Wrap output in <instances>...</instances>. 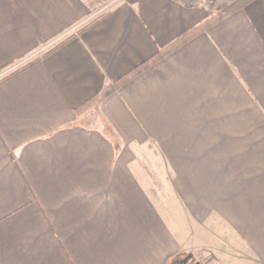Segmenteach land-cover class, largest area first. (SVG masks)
Here are the masks:
<instances>
[{
    "label": "crops",
    "instance_id": "0c3cea01",
    "mask_svg": "<svg viewBox=\"0 0 264 264\" xmlns=\"http://www.w3.org/2000/svg\"><path fill=\"white\" fill-rule=\"evenodd\" d=\"M192 1L0 0V70L42 54L0 85V264L226 263L239 247L264 264V0L78 114L215 15Z\"/></svg>",
    "mask_w": 264,
    "mask_h": 264
},
{
    "label": "trees",
    "instance_id": "16d2710c",
    "mask_svg": "<svg viewBox=\"0 0 264 264\" xmlns=\"http://www.w3.org/2000/svg\"><path fill=\"white\" fill-rule=\"evenodd\" d=\"M255 0H240L237 3H234L232 5L224 6L219 5L213 0H205V3L207 4L209 10H211L213 13H215L214 16L209 18L207 21L196 27L195 29L191 30L187 34L183 35L179 39H177L175 42H173L171 45L166 47L165 49L161 50L159 53H157L154 57L149 59L148 61L144 62L141 66L137 67L135 70H133L131 73L126 75L125 77L118 80L116 83L108 85L101 96H97L85 105H83L79 110L78 114H82L83 112L87 111L90 107H92L95 104H99L114 93L118 92L122 87L127 85L131 80L134 78L140 76L144 72H146L148 69H150L152 66L160 62L161 60L165 59L167 56L172 54L173 52L177 51L182 46L186 45L193 39H195L197 36L206 33L208 30H210L214 25L218 24L219 22L223 21L225 18L235 14L236 12L242 10ZM193 3L202 4L203 1H192ZM66 42V41H65ZM64 43V42H63ZM40 59H35L32 62L28 63L24 67L19 68L12 74L4 77L2 80H0V85L4 82L12 79L13 77L19 75L20 73L24 72L31 66H33L35 63H37ZM0 70L2 72L5 70Z\"/></svg>",
    "mask_w": 264,
    "mask_h": 264
},
{
    "label": "rangeland",
    "instance_id": "374dc122",
    "mask_svg": "<svg viewBox=\"0 0 264 264\" xmlns=\"http://www.w3.org/2000/svg\"><path fill=\"white\" fill-rule=\"evenodd\" d=\"M52 47L51 45L47 46ZM42 55V54H41ZM41 55H37L32 57V59H23L16 63L13 66L7 67L5 70L0 72V80H2L4 77L12 74L16 70H18L21 67H24L28 63L32 62L33 60L39 58ZM97 104L93 105L90 107L87 111L91 110L92 108H95ZM85 111V112H87ZM90 123H95L93 119L90 121ZM153 147V146H152ZM146 152L143 151V155L148 159L150 168L152 170V173L154 177L162 184L163 188L167 191V193L170 190V179H171V174L165 169V165L163 164V160L161 158L160 153L158 150L153 147L152 152L150 153L151 156L145 154ZM217 244V245H216ZM213 247V249L219 250V248H223V244H218L216 243ZM193 254L194 259L190 262V264H194L196 262H201L202 264H256L254 261H252V257L250 254L242 250L240 247L235 250H232V254L235 255L238 259H228L226 263H224V257L223 254L220 252H213V251H199L196 253H190ZM190 254H184L182 257H178V259L173 260L171 264H179L180 261L184 260L188 255Z\"/></svg>",
    "mask_w": 264,
    "mask_h": 264
},
{
    "label": "built area",
    "instance_id": "2783aa9c",
    "mask_svg": "<svg viewBox=\"0 0 264 264\" xmlns=\"http://www.w3.org/2000/svg\"><path fill=\"white\" fill-rule=\"evenodd\" d=\"M95 1L101 3L103 8L106 10L111 8L116 3L117 0H95Z\"/></svg>",
    "mask_w": 264,
    "mask_h": 264
},
{
    "label": "water",
    "instance_id": "95a60500",
    "mask_svg": "<svg viewBox=\"0 0 264 264\" xmlns=\"http://www.w3.org/2000/svg\"><path fill=\"white\" fill-rule=\"evenodd\" d=\"M194 259L193 254L188 255L184 260L180 261L179 264H190V262ZM194 264H202L201 262H196Z\"/></svg>",
    "mask_w": 264,
    "mask_h": 264
}]
</instances>
